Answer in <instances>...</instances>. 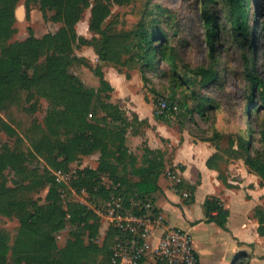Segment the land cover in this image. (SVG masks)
<instances>
[{
  "label": "rangeland",
  "instance_id": "374dc122",
  "mask_svg": "<svg viewBox=\"0 0 264 264\" xmlns=\"http://www.w3.org/2000/svg\"><path fill=\"white\" fill-rule=\"evenodd\" d=\"M89 1L92 5L104 3L110 7V17L103 24V28L108 32L124 31L134 37L137 34L136 44L134 42L131 48L132 54L124 56L121 65L100 60L95 46L99 45L102 36L89 28L91 8L84 10L76 27L77 34L80 38L88 40L91 45L75 42L73 55L81 61L72 63L69 71L84 81L86 88L98 89L101 84L95 70L100 68L105 79L114 87L113 92L105 91L100 96L101 101L96 102L94 114L89 119L105 123L102 119L106 118L109 112L103 108L102 103L104 106L109 103L120 107L122 117L127 116L131 122L127 139H131L135 134L143 136L140 140H143V144L139 146H133L134 142L130 140L133 148L136 147L134 153L142 159L143 146L147 144L146 134L151 125L145 121L141 124L135 122V115L139 119L141 115L146 120L147 117L155 116L156 106L161 99L176 102L179 110L173 117L155 116L160 125L156 126V138L160 139L161 134H174L182 144V135L186 130L194 141L212 140L213 144L219 145V153L226 157V162L221 163L222 175L230 176L227 174L228 165H236L239 160L228 159L227 152L230 150L231 156L236 155L231 148L233 145H239L241 138L248 135V94L251 85L247 80L245 67L253 64L257 75L264 81V0H250V24L256 27V31L248 43L236 34H231L226 0H215L216 3L208 9L215 16L219 27L214 52L206 42L200 0H128L123 5L116 4L114 0ZM38 2L39 0L19 1L16 7L17 33L5 43L6 45L26 40L30 36L29 30L37 38H42L46 34L57 33L63 27V24L53 21V11L42 13ZM19 9L22 10L21 17L17 15ZM146 32L162 35L160 40L167 47L160 54V59L164 56L163 60L153 62L158 67L156 71L143 66L137 54L142 52L139 43ZM156 43L159 45L157 41ZM43 62L44 59H41L39 64ZM212 67L220 69V82H213ZM32 92L19 91L16 100L7 99V104L0 109L3 120L0 127V152L6 145L24 152L28 158L19 171L8 168L4 172L8 188L14 191L15 198L22 207L17 209L12 217L0 214V236L12 246L20 229L18 214L31 212L32 202L46 205L49 192L54 187L64 208L67 209L69 204L79 203L98 216L102 234L96 241L103 245L113 226L108 211L109 202L98 198L96 191L90 195L87 187L77 188L74 185L82 179L81 173L85 169L97 166L96 155L100 157V153L79 155L67 167L61 166L62 158L57 150L53 149V143L70 142L74 135L68 132L65 125H60L63 109L53 107L49 100ZM28 96L32 97L30 101ZM254 116L252 113L251 118ZM259 116L262 121V115ZM122 125V120L112 124L115 128H121ZM256 139H259L258 135ZM162 142L164 148L155 150L164 157L168 155L169 160L175 153V147L169 146L170 140L167 142L163 139ZM259 148L260 143L257 141L255 149ZM57 178L60 179L59 182ZM103 183L110 185V181L105 177ZM126 201L129 205L130 200ZM71 231L72 227L67 224L56 235L60 247L66 245ZM111 251L113 261L120 263L119 258L114 259L113 248ZM8 258L10 264H15L11 260V254ZM241 263V258H234L230 264Z\"/></svg>",
  "mask_w": 264,
  "mask_h": 264
},
{
  "label": "trees",
  "instance_id": "16d2710c",
  "mask_svg": "<svg viewBox=\"0 0 264 264\" xmlns=\"http://www.w3.org/2000/svg\"><path fill=\"white\" fill-rule=\"evenodd\" d=\"M19 1L0 0V109L7 104V99L16 100L19 91L22 90L28 93L34 91L40 97L46 98L53 107L63 109L60 125H65L68 132L74 135L70 142L53 143V149H56L59 157L62 158L61 166L67 167L79 155L89 156L100 153L98 167L85 169L81 173L82 179L74 184L77 188L87 187L90 195L96 191L98 192L96 196L107 198L110 190L103 185V180L108 176L116 183H121L122 191L128 197L151 198L153 193L161 190L158 183L165 171V157L152 150L148 144L143 146L142 159L130 151L127 147V133L131 122L127 116L122 117L120 107L109 103L104 106L102 103L103 108L109 112L106 118L102 119L105 123L89 119L94 114L96 102L101 101L100 96L105 91H114L100 68L95 70L101 84L98 89L86 88L84 82L69 71L72 63L81 61L73 55L75 42L91 45L88 40L80 38L77 34L76 27L85 9L91 8L90 30L102 36L99 45L95 46L100 60L121 65L123 57L132 54L131 48L137 34L134 37L128 32H108L104 29L103 24L111 14L107 4L92 5L89 0H39L42 13L53 11V21L63 24V27L57 33H49L42 38H37L29 30L30 36L26 40L6 45L5 43L17 33L15 23ZM107 1L111 2V0ZM127 1L114 0L118 5H123ZM200 2L206 42L214 52L219 27L215 16L208 9L216 1L200 0ZM226 2L231 34H236L248 43L256 31V27L250 24V0H226ZM161 37L159 33L155 35L146 32L139 43L142 52L137 54L143 66L153 71L158 68L153 62L163 60L164 56L160 59V54L167 48L160 40ZM41 59H44V62L39 64ZM252 65L245 67V74L251 85L248 94L250 103L249 127L246 128L248 135L241 138L239 145H233L231 148L236 155L231 156L230 150L227 155L228 159L242 160L252 173L264 181V81L257 75L256 67ZM211 69L213 82H220V69L218 67ZM27 98L32 99L29 96ZM251 112L255 114L252 118ZM259 115H262V121ZM118 120H122V127H113L112 124H116ZM133 120L140 124L143 121L149 124L147 119L140 120L137 115ZM111 122L112 124L109 125ZM2 123L0 116V127ZM202 141L213 144L209 139ZM257 141L260 143L259 149H255ZM213 145L219 150V145ZM225 158L218 151L209 158L207 165L211 169L219 170V163L226 162ZM27 160L24 152L12 149L10 146L5 145L0 152L1 215L12 217L16 214V210L22 207L16 200L14 191L8 188L4 172L8 168L19 171ZM221 179L228 184L225 177ZM47 199L46 205L32 202L31 212L18 214L20 229L12 246L0 236V264H10L9 254L15 264H120L119 261H113L111 251L117 234L116 229L111 228L104 244L99 245L96 241L100 232L99 218L88 207L76 203L69 204L67 209L64 208L60 203V195L54 187ZM204 206L206 221L214 222L222 229L228 230L230 212L221 205L220 201L215 197H209ZM255 217L260 224L258 233L264 236V206L255 210ZM67 224L72 227L70 238L64 247H60L56 235Z\"/></svg>",
  "mask_w": 264,
  "mask_h": 264
},
{
  "label": "crops",
  "instance_id": "0c3cea01",
  "mask_svg": "<svg viewBox=\"0 0 264 264\" xmlns=\"http://www.w3.org/2000/svg\"><path fill=\"white\" fill-rule=\"evenodd\" d=\"M140 120L145 119L140 115ZM147 120L151 125L146 134L148 146L152 150L164 148L162 140H170L169 146L175 147V153L169 160L168 155L165 156V171L158 183L161 190L151 196L157 217L148 224L151 231L145 239L147 252L140 264H156L154 251L162 235L169 229H180L191 234L199 264H230L234 258H241L245 264H264V236L258 233L260 224L255 217V210L264 206V181L239 160L236 165H228L227 174L230 176L225 177L228 183L225 184L221 179L224 177L222 162L219 163V170L207 165L209 158L218 152L212 143L194 141L186 130L182 135V144L174 134L165 136L160 133L161 138L157 139L156 126L160 125L156 117L152 115ZM141 137L140 134L131 139L128 137L127 147L131 148V152H135L136 147L133 146L143 144ZM130 140H133V146ZM96 156L99 160V155ZM238 175L240 177L237 178ZM105 178L110 181L109 186L103 183L110 190V195L107 198L98 196L102 201L117 193L126 198L133 197L123 193L121 183L108 176ZM209 197L217 198L230 212L228 230L206 221L204 204Z\"/></svg>",
  "mask_w": 264,
  "mask_h": 264
},
{
  "label": "built area",
  "instance_id": "2783aa9c",
  "mask_svg": "<svg viewBox=\"0 0 264 264\" xmlns=\"http://www.w3.org/2000/svg\"><path fill=\"white\" fill-rule=\"evenodd\" d=\"M178 110V103L163 98L158 101L155 116L173 117ZM57 181L60 179L57 178ZM126 200H130L129 205ZM107 201L113 222L111 227L117 231L114 238V259L119 258L120 262L126 264H140L147 252L145 239L151 231L148 224L157 217L152 198L128 199L117 193ZM154 254L157 262L161 264H199L191 234L180 229L166 230Z\"/></svg>",
  "mask_w": 264,
  "mask_h": 264
},
{
  "label": "water",
  "instance_id": "95a60500",
  "mask_svg": "<svg viewBox=\"0 0 264 264\" xmlns=\"http://www.w3.org/2000/svg\"><path fill=\"white\" fill-rule=\"evenodd\" d=\"M17 15H18L19 17L22 16V10H21V9H19V10L17 11Z\"/></svg>",
  "mask_w": 264,
  "mask_h": 264
}]
</instances>
